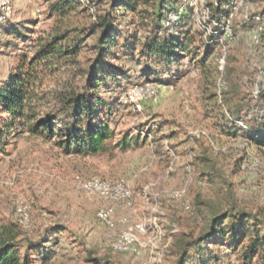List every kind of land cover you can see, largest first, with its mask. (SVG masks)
<instances>
[{"label":"rangeland","instance_id":"rangeland-1","mask_svg":"<svg viewBox=\"0 0 264 264\" xmlns=\"http://www.w3.org/2000/svg\"><path fill=\"white\" fill-rule=\"evenodd\" d=\"M110 1L80 0L84 7L67 20L72 26L91 24ZM215 1L165 3L166 33L161 36L204 33L202 40L215 47L206 59L205 47L180 53L172 62L144 56L141 44L132 52L117 47L109 56L120 75L97 92L109 104L100 105L97 118L105 117L117 132L140 135L128 150L83 156L66 154L57 139L29 132L9 138L0 161V234L20 232L21 252L27 240L40 243L43 249L32 253L35 264H92L91 258L101 264L102 258L114 264H241L239 252L224 245L211 243L202 256L193 244L210 230L211 218L224 211L245 210L264 218V104L246 111L251 130H261L258 141L242 131L250 130L247 122L235 127L209 98L213 85L238 91L245 104L264 94V0H234L229 16L220 14L221 24L213 19ZM11 2L12 12L0 24V86L16 70L17 56L31 55L30 38L42 35L58 18L49 16L45 0ZM115 13V35L122 44L135 32L132 15ZM13 25L31 37H16L9 32ZM146 32L139 33L142 41ZM213 34L218 43L209 39ZM98 35L89 40L90 49L83 48V60L94 55L91 46ZM65 80L54 75L44 84L62 87ZM147 84L156 90L155 97L142 98L140 108L125 103ZM3 117L0 109V129ZM93 178L126 185L131 199L111 202L77 187ZM106 207L113 209L111 224L97 216ZM135 224H144L151 238L145 241L141 235L128 250L119 249L121 234Z\"/></svg>","mask_w":264,"mask_h":264},{"label":"trees","instance_id":"trees-1","mask_svg":"<svg viewBox=\"0 0 264 264\" xmlns=\"http://www.w3.org/2000/svg\"><path fill=\"white\" fill-rule=\"evenodd\" d=\"M45 1L50 3L49 16L57 15V21L50 29L44 30L42 35L30 38L33 44L31 55L27 52L19 54L16 70L0 86V109L4 113L0 129V161L7 153L9 138L24 132L57 139V145L66 154L87 156L128 150L133 141L140 140V135L117 132L105 117L97 118L100 105L109 106L97 97V92L109 81L115 83L120 75L108 59L114 49L121 46L132 52L137 44H141L144 56L172 62L179 59L177 55H183L182 53L193 48H206L203 59L215 49L212 43L202 40L204 33L200 31L193 34L192 30H188L179 37L161 36L166 33L163 27L166 0H111L104 13L96 16L91 24L83 26H72L67 20L71 13L84 7L80 0ZM233 1L216 0L211 4L214 9L212 14L216 17L213 19L219 24L224 19L220 14L229 16ZM158 4L159 8L156 10ZM228 8L229 11L225 12ZM116 9L132 15L130 25L135 29L134 34L125 36L122 44L115 35L118 17ZM141 31H147L143 41L139 38ZM9 32L18 38L31 37L26 36L15 25ZM98 32L99 35L91 46L94 55L83 60V48L90 49L88 42ZM196 35L201 36L199 44L196 42ZM209 39L217 43L219 41L215 34L210 35ZM54 75L64 76L65 79L67 77V80L62 87L46 88V78ZM212 89L209 98L214 101L215 108L228 113L235 127L239 122H247L249 113L246 111H253L264 104L263 93H260L259 100L255 103L245 104L244 98L236 90H223L215 85ZM216 89L222 93L214 92ZM246 124L249 126L250 122ZM249 128L250 130L242 131L253 134L255 140L263 138L258 132L261 130ZM19 236L20 232L0 234V264H35L32 253L43 249V246L27 240L26 250L21 252ZM202 236L199 243L193 244L197 254L203 256L209 250V245L215 243L239 252L241 264H264V218L258 213L245 210L224 211L211 218L210 230ZM187 257L185 255L181 258ZM210 257L218 259L211 255L208 259ZM102 260L105 264H114L108 258ZM90 261L92 264H101L93 258ZM203 261V264H209Z\"/></svg>","mask_w":264,"mask_h":264},{"label":"built area","instance_id":"built-area-1","mask_svg":"<svg viewBox=\"0 0 264 264\" xmlns=\"http://www.w3.org/2000/svg\"><path fill=\"white\" fill-rule=\"evenodd\" d=\"M13 6L11 0H0V24L3 23L9 14L12 12ZM138 89V86L136 87ZM156 90L150 84L141 86V88L137 91L134 90L133 94L129 95V98L126 97L124 100L125 103H133L138 108L141 107L139 101L142 98H153L155 97ZM259 95L256 94L255 98H258ZM242 124V123H240ZM77 187L88 194L99 195L109 201H118L124 200L129 201L132 197V190H130L126 185L120 183L117 185H112L107 180H102L98 178H93L90 180H86L83 182H77ZM112 211L111 207L102 208L97 213L98 218L107 224L112 223ZM146 228L144 224H135L128 228L125 232L121 234V238L119 241V249L128 250L132 245L139 241L140 236H144L147 234L145 232Z\"/></svg>","mask_w":264,"mask_h":264},{"label":"crops","instance_id":"crops-1","mask_svg":"<svg viewBox=\"0 0 264 264\" xmlns=\"http://www.w3.org/2000/svg\"><path fill=\"white\" fill-rule=\"evenodd\" d=\"M170 229L173 230V227H171ZM172 233H173V232H168L169 236H171ZM147 235H149V234H147ZM147 235L142 236L141 239H143V240H145V241L149 240V238H151V236H150V235L147 236Z\"/></svg>","mask_w":264,"mask_h":264}]
</instances>
